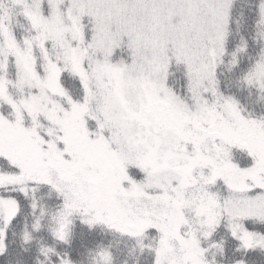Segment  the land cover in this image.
<instances>
[{
    "label": "snow or ice",
    "instance_id": "obj_1",
    "mask_svg": "<svg viewBox=\"0 0 264 264\" xmlns=\"http://www.w3.org/2000/svg\"><path fill=\"white\" fill-rule=\"evenodd\" d=\"M0 264H264V0H0Z\"/></svg>",
    "mask_w": 264,
    "mask_h": 264
},
{
    "label": "trees",
    "instance_id": "obj_2",
    "mask_svg": "<svg viewBox=\"0 0 264 264\" xmlns=\"http://www.w3.org/2000/svg\"><path fill=\"white\" fill-rule=\"evenodd\" d=\"M111 239H112L113 243H119L121 245L123 244V241H121V238L118 236H113V237H111Z\"/></svg>",
    "mask_w": 264,
    "mask_h": 264
}]
</instances>
